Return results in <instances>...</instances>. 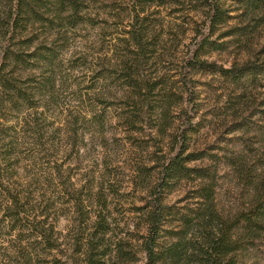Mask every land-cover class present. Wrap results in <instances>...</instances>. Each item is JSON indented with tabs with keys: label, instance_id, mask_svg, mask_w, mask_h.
I'll return each mask as SVG.
<instances>
[{
	"label": "rangeland",
	"instance_id": "rangeland-1",
	"mask_svg": "<svg viewBox=\"0 0 264 264\" xmlns=\"http://www.w3.org/2000/svg\"><path fill=\"white\" fill-rule=\"evenodd\" d=\"M201 2L0 0V63L17 88L8 96L21 88L30 97L10 105L12 98L0 99V144L13 182L20 183L19 174L49 182L56 206L51 217L66 237L72 200L106 198L111 233L105 244L110 251L123 240L136 258L128 264H146L140 208L173 147L184 144V156L199 158L190 168L217 171L215 203L225 216L250 204L249 182L264 176V88L243 93L219 71L245 57L226 37L240 22L239 4L226 1L230 12L210 30ZM263 44L264 28L253 49ZM59 166L67 176L64 192L56 174L43 173ZM170 184L164 198L172 232L179 229V214L198 207L200 179L191 172ZM196 224L178 245V264H196L200 256ZM162 236L166 247L179 238L175 232ZM9 238L0 230V247ZM237 255L238 264H264V245Z\"/></svg>",
	"mask_w": 264,
	"mask_h": 264
},
{
	"label": "trees",
	"instance_id": "trees-1",
	"mask_svg": "<svg viewBox=\"0 0 264 264\" xmlns=\"http://www.w3.org/2000/svg\"><path fill=\"white\" fill-rule=\"evenodd\" d=\"M18 1L20 4L23 0ZM226 1L229 0H202L199 5L208 11L205 24L209 25L210 30L222 24L230 12L223 8ZM231 1L239 4L240 8L236 11L241 13L238 17L240 22L226 37H231V42L245 57L241 60V65L235 61L230 68H219V71L233 87L241 88L246 93L250 87L264 88V44L253 49L254 41L264 28V0ZM72 4L76 7V3ZM20 17L26 19L24 14ZM206 39L208 38L204 39L205 42ZM133 40L137 47L143 49L138 32H134ZM202 46H207V43ZM3 59H9L8 55ZM199 63L207 64L205 61ZM211 65L216 71L217 66ZM4 70L5 62L2 61L0 99L17 90L12 88L11 78ZM19 89L14 97L8 96L9 99L12 98L6 100L8 105L25 103L30 99L25 90ZM245 95L241 94L242 99ZM36 125L38 126L37 123ZM35 132L39 133L38 130ZM2 149L0 144V230L11 238L1 244L0 264H128L136 259L131 251L123 247V240L114 243L113 250H107L105 243L106 237L111 233V216L105 212L108 209L106 198L97 203L81 197L72 200L70 204L74 216L69 220V237L63 236L51 217L56 206L46 189L49 182L46 179L42 181L37 175L26 181L25 176L19 174L20 183L15 185L9 155ZM185 149L184 144L179 148H172L163 165L158 186L148 193L149 200L140 208L145 210L143 216L146 219L145 234L140 244L146 264L180 263L181 250L178 245L195 222L201 234V253L195 260L196 264H238V252L264 245V176L257 182H249L254 191L250 204L236 214L225 216L215 203L217 171L187 166L199 158H191L195 157L194 153L184 156ZM191 172H196L200 179L197 190L198 207L179 214V229L172 231L178 235V242L166 247L162 241V233L172 232L167 228L169 207L165 204V191L171 185L170 181L190 177ZM43 173L47 176L56 174L60 190H66L64 179L67 180V176L63 166ZM95 207L97 210H93Z\"/></svg>",
	"mask_w": 264,
	"mask_h": 264
}]
</instances>
